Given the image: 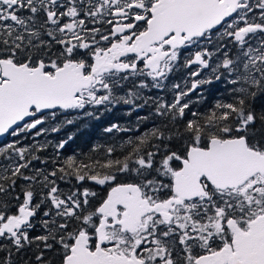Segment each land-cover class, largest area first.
<instances>
[{"label":"snow or ice","instance_id":"1","mask_svg":"<svg viewBox=\"0 0 264 264\" xmlns=\"http://www.w3.org/2000/svg\"><path fill=\"white\" fill-rule=\"evenodd\" d=\"M4 136L0 264H264V0H0Z\"/></svg>","mask_w":264,"mask_h":264},{"label":"trees","instance_id":"2","mask_svg":"<svg viewBox=\"0 0 264 264\" xmlns=\"http://www.w3.org/2000/svg\"><path fill=\"white\" fill-rule=\"evenodd\" d=\"M79 127V124L75 126H68L67 128L63 129L59 134H50L49 138H62L65 137L69 132H75L76 128ZM97 133L95 129H83L77 133V137L75 142L72 144L74 149L79 146L87 151V147L85 146L86 143L96 142ZM11 139L10 136H5L0 142H7Z\"/></svg>","mask_w":264,"mask_h":264},{"label":"water","instance_id":"3","mask_svg":"<svg viewBox=\"0 0 264 264\" xmlns=\"http://www.w3.org/2000/svg\"><path fill=\"white\" fill-rule=\"evenodd\" d=\"M4 137H0V141L3 139Z\"/></svg>","mask_w":264,"mask_h":264}]
</instances>
